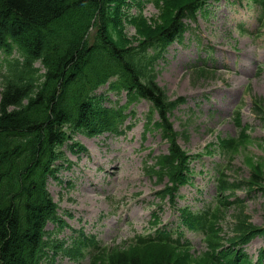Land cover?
<instances>
[{
  "label": "trees",
  "instance_id": "16d2710c",
  "mask_svg": "<svg viewBox=\"0 0 264 264\" xmlns=\"http://www.w3.org/2000/svg\"><path fill=\"white\" fill-rule=\"evenodd\" d=\"M159 1L164 9L159 19L151 24L142 16L131 20L139 32L135 44L123 33L125 0H0V49L7 60L14 51L22 57L8 61L0 88V264H52L58 254L83 255L93 243L80 239L73 254L65 241L53 237L55 230L46 229L48 221L60 229L66 225L48 179L68 160L65 145L76 152L85 149L75 139L78 132L94 136L118 129L116 121L126 114L117 106L103 107L104 95L96 92L107 83L109 90L154 102L160 117L155 128L173 146L148 171L159 181L167 176L177 183L182 153L169 115L177 102L158 83L154 64L184 29L183 19L194 17L206 0ZM249 181L261 184L263 178L253 172ZM246 220L242 209L237 225L242 235L249 231ZM156 246L177 251L161 241L144 248L145 262L122 254L111 264H181L168 252L153 255ZM179 253L184 262L192 261Z\"/></svg>",
  "mask_w": 264,
  "mask_h": 264
},
{
  "label": "rangeland",
  "instance_id": "374dc122",
  "mask_svg": "<svg viewBox=\"0 0 264 264\" xmlns=\"http://www.w3.org/2000/svg\"><path fill=\"white\" fill-rule=\"evenodd\" d=\"M210 5L211 11L208 8L206 15L202 13L197 21L190 23L195 28L188 32L184 42L175 43L170 47L159 76L160 85L165 88L171 98L180 95L189 97V102L172 115L177 130H182L180 120L186 117L184 109L192 107L196 103L194 102L196 97L209 94L212 100L213 96L226 89L225 84L233 86L234 89L231 91L234 92V96L241 94L240 85L248 89L247 93L245 91V104L242 111L249 122L256 125L255 129L251 130L254 141L243 138L239 142L238 155L233 162H235L236 175L246 177L251 170L258 172L263 182L253 183V186L264 190V117H256L249 109L252 98L264 108V72L260 75H251L256 63L255 58L259 56L260 45L264 48V31L262 34L260 32L255 35L251 34L252 31H243L237 27L239 20L242 19L246 21L250 30L256 27L254 7L243 8L231 0H220ZM162 9L161 5L160 8H156L153 3H144L148 24H151L153 19L160 18ZM127 31L131 38L136 34L135 28H128ZM193 32L201 35L202 45L197 43ZM216 44L224 45L229 49L231 47L238 49L240 51L238 62L236 63V56L230 50L223 53L220 51L221 48L214 47L213 52L218 59V68L223 69L216 71L210 78H204L199 72H193L188 63L196 58L195 54L201 52L206 55L205 46ZM186 54L191 55L184 57L183 55ZM232 73L233 77H231ZM1 79L0 73V87ZM247 82H250L249 87H246ZM106 88L107 85L100 88L99 93L104 92L111 100L120 98L121 103L126 100L125 93L115 95L106 91ZM134 106V118L128 119L126 124L135 122L136 125L123 135L115 136L105 133L93 138L79 135L77 139L88 147L86 153H73L65 146L66 154L72 162L70 168H63L60 171L62 183L55 180H50L48 183L54 200L59 204L60 212L67 214L65 218L70 224L57 232V237L70 240L72 234L76 235L75 230L82 228L87 234L97 235L103 244L111 246L110 249L98 255L93 264H111L113 259L122 254H136L145 262L148 256L144 253L145 249L130 243L135 242L138 234L151 231L153 213L156 212L160 218V223L152 228L153 235L156 234L155 229L163 224L182 231L179 208L184 204H190L195 209L211 204L216 195L215 164L227 160V157L221 153H215L204 159L198 158L193 163V176L190 183L183 185L180 189L179 194L182 196L174 200L170 197L162 200L159 192L163 185L159 184L157 176L146 172L145 160H148V163L155 162L154 156L166 151V142L157 131L149 130L146 137L144 135L145 111L148 110L149 101L143 99ZM262 115L264 116V113ZM212 123L204 112L191 124L190 138L183 141L184 147L189 152L199 151L212 139V135L204 131ZM241 197H244L246 201L247 212L252 220L257 224H264V191H256L252 195L243 192ZM233 213L234 208L231 204L223 205L219 210L218 218H227V222L223 225L225 231L231 229L230 221ZM48 228L53 229L54 224L49 223ZM185 236L193 242L191 252L195 251L199 255L205 250L207 245L202 235L188 231L185 232ZM253 242L255 246L250 244L247 247V253L255 259L264 242L260 238ZM154 251L155 256L168 252L181 264H211L204 257L189 263L184 262L180 253L173 251L170 247L156 246ZM89 263V255L80 260L61 255L56 261V264Z\"/></svg>",
  "mask_w": 264,
  "mask_h": 264
}]
</instances>
